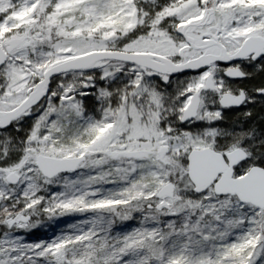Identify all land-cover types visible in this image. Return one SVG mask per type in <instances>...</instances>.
I'll return each instance as SVG.
<instances>
[{
	"label": "snow or ice",
	"instance_id": "6c2138e0",
	"mask_svg": "<svg viewBox=\"0 0 264 264\" xmlns=\"http://www.w3.org/2000/svg\"><path fill=\"white\" fill-rule=\"evenodd\" d=\"M0 264H264V0H0Z\"/></svg>",
	"mask_w": 264,
	"mask_h": 264
},
{
	"label": "trees",
	"instance_id": "16d2710c",
	"mask_svg": "<svg viewBox=\"0 0 264 264\" xmlns=\"http://www.w3.org/2000/svg\"><path fill=\"white\" fill-rule=\"evenodd\" d=\"M236 113H232V119L235 120L236 119Z\"/></svg>",
	"mask_w": 264,
	"mask_h": 264
}]
</instances>
